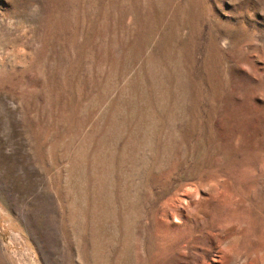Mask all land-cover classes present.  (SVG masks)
Wrapping results in <instances>:
<instances>
[{
	"label": "rangeland",
	"instance_id": "rangeland-1",
	"mask_svg": "<svg viewBox=\"0 0 264 264\" xmlns=\"http://www.w3.org/2000/svg\"><path fill=\"white\" fill-rule=\"evenodd\" d=\"M0 264H264V0H0Z\"/></svg>",
	"mask_w": 264,
	"mask_h": 264
}]
</instances>
